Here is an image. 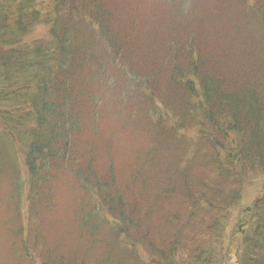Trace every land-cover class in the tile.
Here are the masks:
<instances>
[{"label": "trees", "instance_id": "trees-1", "mask_svg": "<svg viewBox=\"0 0 264 264\" xmlns=\"http://www.w3.org/2000/svg\"><path fill=\"white\" fill-rule=\"evenodd\" d=\"M257 173L264 0H0V264H220Z\"/></svg>", "mask_w": 264, "mask_h": 264}, {"label": "rangeland", "instance_id": "rangeland-1", "mask_svg": "<svg viewBox=\"0 0 264 264\" xmlns=\"http://www.w3.org/2000/svg\"><path fill=\"white\" fill-rule=\"evenodd\" d=\"M251 178L250 183L246 185L247 190L242 202L232 207L229 210L230 212L228 211L224 215L225 225L228 224L226 232H228L229 237L227 239L231 240L232 245L231 247L228 246L225 258H222L220 264H235L234 244H237L235 241H239L245 234L248 223V209L256 203L259 197L264 195V175L257 173Z\"/></svg>", "mask_w": 264, "mask_h": 264}]
</instances>
